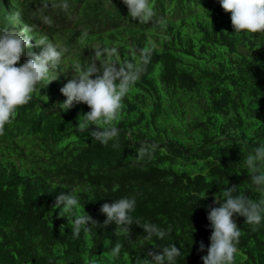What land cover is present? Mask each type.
Returning <instances> with one entry per match:
<instances>
[{"label": "trees", "instance_id": "obj_1", "mask_svg": "<svg viewBox=\"0 0 264 264\" xmlns=\"http://www.w3.org/2000/svg\"><path fill=\"white\" fill-rule=\"evenodd\" d=\"M5 1L10 9L3 4L0 29L19 15ZM64 2L28 4L51 21L31 19L34 35H47L69 53L72 46L90 50L91 56L97 48L115 47L121 60L147 47L150 62L123 100L118 147H113L117 141L101 145L88 132L76 131L78 117L90 111L86 104L74 102L66 111L59 105L66 100L60 89L74 76L73 61L83 59L77 52L70 61L64 55L49 73L57 78L48 87L41 82L5 126L0 136V264H86L92 258L98 264H135L151 259L147 252L173 243L181 250L175 264H203L212 233L208 212L220 206L214 197L222 198L234 185L233 195L262 198L245 161L264 145V32H234L231 13L219 0H150L155 15L146 24L130 17L123 0H66V10ZM15 20L21 27L23 19ZM39 25L48 32L42 34ZM85 29L89 35L81 39ZM32 40L39 54L42 48L35 50ZM26 59L21 57L17 66ZM142 143L158 145L151 158L136 159ZM61 192L75 193L79 212L85 210L98 225L74 238L72 214L54 208ZM121 197L136 199L129 213L130 236L117 235L114 223L104 225L106 215L100 211ZM233 219L241 230L235 264H264V221L253 231L244 217L234 214ZM137 220L171 231L163 240L144 239L147 233ZM117 241L123 247L113 258Z\"/></svg>", "mask_w": 264, "mask_h": 264}, {"label": "clouds", "instance_id": "obj_2", "mask_svg": "<svg viewBox=\"0 0 264 264\" xmlns=\"http://www.w3.org/2000/svg\"><path fill=\"white\" fill-rule=\"evenodd\" d=\"M0 1L2 3L0 12L4 13L5 0ZM8 1L26 25L19 27L17 21L12 19L5 23L9 24L7 28L0 29V136L5 135V126L14 122L18 109L32 100L37 86L43 81L47 82L45 85L47 86L57 78L50 77L49 73L60 65L64 55L70 61V57L77 52L80 56L83 55V59L73 61L74 76L60 89L66 100L59 105L66 111L74 102L86 104L90 111L78 117L76 131L88 132L93 141H98L101 145L117 141L113 143V147H118L120 132L116 125L124 107L123 100L140 79L144 66L150 62L151 50L145 47L138 52L132 51L125 60L119 59L120 53L115 47L97 48L91 56L90 50L78 51V48L72 46L69 53L66 47L58 48L49 41L47 35L45 37H41V34L29 35L32 29H35L30 22L31 19L51 23L48 17L43 18L42 12L37 11V8L32 5L28 7L32 0ZM123 3L127 6L130 17L140 23L151 22L155 15L150 0H123ZM219 3L225 12L231 13L234 32L253 34L264 32V0H219ZM61 6L65 10L68 8L66 0ZM43 7L47 8L49 5L44 4ZM39 27L40 32H48L47 27L42 25ZM88 35V30H83L81 39L87 38ZM32 36L35 37V50L37 47L42 48L39 54L30 51L34 47L31 43ZM21 57L27 59L17 66ZM90 128L94 130L89 131ZM157 147L156 144H140L136 159H143L145 156L151 158ZM245 163L252 183L257 186L262 198L257 201L243 193L233 195L237 190L234 185L223 191L222 198L214 197V203L220 206L211 207L208 212L207 219L210 221L212 233L207 254L202 256L203 264H235L241 230L233 219L234 214L244 217L245 223L252 226L253 231L264 221V145L255 147L247 155ZM135 205V197H121L111 204L104 203L100 209L106 215L104 225L114 223L117 235L130 236L129 226L133 224V218L129 213L135 209ZM79 207L78 196L73 192L67 194L61 192L56 197L54 208L72 214L68 220L72 221L71 230L74 238H78L81 231L89 232L91 224H97L85 210L81 214ZM136 225L147 233L144 239L149 240L153 236L163 240L171 231L168 229L166 232L151 222L141 223L137 220ZM122 247L123 245L117 241L110 255L118 258ZM204 247L201 242L200 251H204ZM180 255V248L173 243L164 246L159 252H147V257L151 259H137L135 264H175L176 258ZM86 264H98V261L92 258L86 261Z\"/></svg>", "mask_w": 264, "mask_h": 264}, {"label": "bare ground", "instance_id": "obj_3", "mask_svg": "<svg viewBox=\"0 0 264 264\" xmlns=\"http://www.w3.org/2000/svg\"><path fill=\"white\" fill-rule=\"evenodd\" d=\"M192 1V0H191ZM90 2V1H89ZM93 3V2H92ZM4 5H5V7L6 8H8V9H10L9 8V6H8V4L6 3V1H4V3H3ZM101 4V3H100ZM88 5V4H87ZM97 5V4H96ZM95 6V5H94ZM89 7V6H88ZM7 10V9H6ZM88 10V9H87ZM100 10V9H99ZM8 11V10H7ZM11 11H13V10H11ZM9 13V15H12V14H10L11 12L9 11L8 12ZM89 13V12H88ZM128 14V13H127ZM82 15V14H81ZM87 15V14H86ZM127 16V15H126ZM17 18H21L20 16H18V15H14L13 16V19H17ZM9 19H10V17H9ZM22 19V18H21ZM193 19V18H192ZM186 20V19H185ZM185 20H184V22H185ZM1 21V20H0ZM165 23V22H164ZM141 24V23H140ZM177 24V23H176ZM2 25H3V23H2ZM21 25L23 26L24 25V23H23V21H21ZM21 26V27H22ZM158 26V25H157ZM153 28V27H152ZM34 30V29H33ZM36 30V29H35ZM116 31V30H115ZM63 32V31H62ZM69 32H70V30H69ZM69 32H68V34H69ZM72 32V31H71ZM30 34H33L34 35V33L31 31L30 32ZM43 34V33H42ZM125 34V33H124ZM59 35V34H58ZM63 35V34H62ZM70 35V34H69ZM73 35H76L75 33L73 34ZM112 35V34H111ZM133 35V34H132ZM42 37V36H41ZM60 37H62V36H60ZM63 37H64V35H63ZM62 37V38H63ZM72 37V39L74 38L73 36H71ZM61 38V39H62ZM58 39V38H57ZM64 39H66V38H64ZM75 39V38H74ZM110 39V38H109ZM144 39V38H143ZM70 39H68L67 40V42L69 41ZM140 40V39H139ZM146 40V39H145ZM33 41V40H32ZM32 41H31V43H32ZM59 42H60V40H59ZM66 42V41H65ZM58 44V43H57ZM62 43H60V45H61ZM64 44H66V43H64ZM59 45V44H58ZM57 45V46H58ZM59 47V46H58ZM34 48V47H33ZM33 48L31 49V51L33 52ZM33 53H35V52H33ZM92 53V52H91ZM93 55V54H92ZM62 62V61H61ZM65 65V64H64ZM71 67H72V65H71ZM48 87V86H47ZM46 87V88H47ZM41 99V98H40ZM235 117H237V116H235ZM227 118V117H226ZM229 119V118H228ZM226 122H227V120H226ZM231 124H232V122H231ZM226 125V124H225ZM223 127H225V126H223ZM229 128V127H228ZM225 130V129H224ZM230 130V129H229ZM198 131V130H197ZM199 133V132H198ZM19 146V145H18ZM23 175V174H22ZM12 181V180H11ZM8 188V187H7ZM11 188V187H10ZM4 189V188H3ZM13 189V188H12ZM3 207V206H2ZM1 208V207H0ZM0 214H1V212H0ZM199 215V214H198ZM57 218V217H56ZM183 218V217H182ZM47 225V224H46ZM56 225V224H55ZM55 225H53V226H55ZM51 228V227H50ZM49 228V229H50ZM201 235V234H200ZM195 241V240H194ZM196 243V242H195ZM139 244V243H138ZM197 245V244H196ZM38 257V256H37ZM46 260V259H45ZM42 261V260H41ZM47 261V260H46ZM39 262V261H38ZM132 263H133V261H131ZM41 263V262H40ZM53 263V262H52ZM42 264V263H41Z\"/></svg>", "mask_w": 264, "mask_h": 264}]
</instances>
